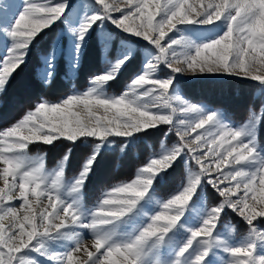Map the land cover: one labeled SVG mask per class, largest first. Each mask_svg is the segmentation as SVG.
<instances>
[{
	"label": "snow or ice",
	"instance_id": "obj_1",
	"mask_svg": "<svg viewBox=\"0 0 264 264\" xmlns=\"http://www.w3.org/2000/svg\"><path fill=\"white\" fill-rule=\"evenodd\" d=\"M91 8L81 15L72 0L0 3V92L57 21L69 26L70 43L54 40L41 57L45 83L54 78L62 55L76 72L97 29L101 42H110L106 24L146 42L142 70L122 94L105 89L134 57L129 40L85 91L55 102L41 97L0 130V264H43L40 258L50 264H221L220 255L223 264H264L261 120L231 125L219 112L183 99L178 88L185 72L226 74L264 88V0H92ZM209 28L214 35L199 40L190 35ZM164 69L169 74L161 77ZM80 106L86 115L75 111ZM161 125L167 126L165 138L174 134L176 142L171 147L161 142V152L133 179L102 193L95 208L86 207L84 191L106 145L121 138L123 153ZM56 141L68 146L51 179L43 157L30 156L28 149L34 143L55 147ZM81 144L92 148L66 182ZM182 163L186 181L167 200H157L155 185ZM208 187L220 198L211 207L205 202ZM227 210L248 226L242 241L230 242L218 228Z\"/></svg>",
	"mask_w": 264,
	"mask_h": 264
},
{
	"label": "trees",
	"instance_id": "obj_2",
	"mask_svg": "<svg viewBox=\"0 0 264 264\" xmlns=\"http://www.w3.org/2000/svg\"><path fill=\"white\" fill-rule=\"evenodd\" d=\"M60 28L61 23H55L50 29L44 31L48 35L36 47L32 48L25 63L13 72L5 90L0 93V130L21 118L26 111L38 103L41 97L49 101H57L74 89H84L91 77L103 72L109 64L108 61L116 58L117 43H112V48L104 58L101 50L102 45L94 32L76 72L69 74L67 60L62 55L57 59L54 78L45 83L40 76L44 69L41 57L50 51L52 42ZM136 59L137 61L132 59L123 69L119 79L129 77L139 71V57L137 56ZM120 81L117 84H110L107 91L119 92L122 86ZM259 88L258 84L252 82L232 79H201L190 82L183 91L191 100L204 102L213 108L221 109L229 121L241 124L251 112H257L263 104L262 97L257 95ZM160 129V131L151 130L152 135L142 136L133 148H128L122 154L118 149H106L95 166L94 175L87 183L84 191L85 202L93 204L100 199L106 189L118 182L131 180L137 168L146 162L150 151L157 147L160 139L164 137L165 130L164 128ZM258 139L264 145V110L258 128ZM55 144L56 146L53 147L43 143H34L29 146L28 152H44L45 165L52 167L60 161L62 154L67 151L68 142L61 144L56 141ZM91 148V144H81L79 148L74 149L71 166L65 172L66 178L75 176L81 165L82 155L90 151ZM181 175L182 164L175 170L168 172L165 183L162 185L163 191L169 190ZM206 191L208 200L214 202L213 192L209 188Z\"/></svg>",
	"mask_w": 264,
	"mask_h": 264
},
{
	"label": "rangeland",
	"instance_id": "obj_3",
	"mask_svg": "<svg viewBox=\"0 0 264 264\" xmlns=\"http://www.w3.org/2000/svg\"><path fill=\"white\" fill-rule=\"evenodd\" d=\"M3 2H4V0H0V3H3ZM72 3L76 6V10L79 11L81 13V15L84 12L94 11V9L91 8L92 0H72ZM114 15L118 16L119 13H114ZM55 23H61V22L57 21ZM68 27H69L68 25L61 23V28L59 29L55 40H59L60 42L65 43V44L70 43L69 35H68ZM45 30H47V29H45ZM105 31H106V33H109L112 36L111 41L108 42L107 44H104V43L101 42V40H100V38L98 36L99 29H97V32H95L98 41L102 45V49L101 50H102L104 58L106 57V54L109 52V50L112 48V43H114V42L117 43L116 44V49H117L116 56H117V53L121 50L122 41H124V40H129V41L132 42V47L135 49L133 59H135L137 61L136 57L137 56L139 57V59H138L139 63H140L139 71L135 72L133 75L131 74L129 77H124L123 79H119L120 75H121V73L123 71V69H122L120 74L117 76L116 80H114L113 82H110V84H112V83L117 84L121 80L120 83H122V86L120 87V91L119 92H108L107 89H109V86H108L107 89H105L108 95L118 96V95L122 94L123 91L126 90V85L131 81V79L135 78L136 75L140 74V72L142 70V67H143V64H144L145 55H146V52H145L146 42L140 40L139 38L128 36L127 34H125V33L121 32L120 30L116 29L110 23L106 24ZM214 34L215 33L210 28L207 31H205L204 29H200V30H194L192 33H190V35H192V37L194 39H197V40L202 39L203 36H205V35H214ZM3 55H4L3 43L0 42V58H3ZM114 61H115V59H112V60L108 61V63L110 64V63H112ZM109 64H108L107 68L109 67ZM67 65H68V62H67ZM180 66L182 67L183 65H180ZM68 69H69V66H68ZM169 71L170 70H168V69H164L161 73H159V75L161 77L167 76L169 74ZM43 72H44V69L41 71V74H40L42 80H43ZM73 73L74 72L69 70V74L70 75L73 74ZM201 79H206V80H230V79H232V80L243 81V82H252V83H255V84L259 85V82H256V81H251L250 79H240V78H237L235 76H230V75H226V74H199V73L193 74L191 72H185V73L180 75V77L178 78V88H179V94H180V96L183 99L187 100L190 103L198 104L201 107H204L206 110H213V111L219 112L225 118V121L227 123L231 124V125H233V123L231 121H229V119L227 118V116H226V114H225V112L223 110L217 109V108H213V107H211L210 105H208V104H206L204 102H195V101L191 100L188 96H186V94L184 93L183 89H185L186 85L188 86L190 82L201 80ZM124 80H126V81L124 82ZM87 87H88V84H87V86L84 89H82V90L74 89L69 94H72L73 91L83 92V91H85L87 89ZM0 93H2V92H0ZM257 95H260L262 97L263 104L261 105L260 109L257 112H254V113L257 114L258 118H260V120H261L262 112L264 110V88H262L260 86V88H259V90L257 92ZM53 102H55V101H53ZM75 111L80 112L82 115H86V113H85V111H84L82 106L76 108ZM97 111L99 112V114L104 115L102 109H97ZM250 114H252V112ZM255 114H252V118L251 119H253L255 117ZM13 124H11V125H13ZM234 126H237V125L235 124ZM7 127H9V126H7ZM7 127H5V128H7ZM160 128H164V130H165L164 132L167 131V126L161 125ZM114 139H115L116 142L112 143L110 145V148H109V146L106 145V149H118L119 150V145H120V139L121 138H114ZM176 140H177V137L174 134H169L167 136V138H165V136L163 138H161L160 141H159L158 146L150 151L149 156L146 159V162L144 164H142L141 166L145 165L148 162L150 156H153V155L158 154V153L161 152V147H160L161 142H164L166 147H171L176 142ZM138 141L134 145H129L128 148H133L138 143ZM128 148H126L125 150H127ZM119 152H120V150H119ZM29 155L32 156V157H43L44 164H45V153L44 152H34V153H29ZM59 162L60 161H58L52 167H47L45 165L46 170L52 174L51 177H50L51 179L55 178L54 174H55V171L58 170V168H59ZM141 166H139V167H141ZM170 170H172V169H169L168 172ZM192 170H195V165L194 164H193ZM135 175H136V172L134 174V177H135ZM186 176H187V170L185 169V166L182 163V175L180 177H178L177 182L174 183L169 190H167L166 192L163 191L162 185H163V183H165V180H166L165 178L158 185H155V197H156V199L160 200V201H165L168 198H170L172 195L176 194L178 192L179 186L182 184V182L186 181ZM73 177H70V178L64 177V178H65L66 182H70ZM122 182H124V181H122ZM118 183H120V182H118ZM118 183H116V184H118ZM111 188H112V186L110 188L106 189L105 191H108ZM208 188L213 192V200H214V202H210V200H208L207 191L205 192V202H206V204L209 207H211V206H214L217 203H219L220 198L218 197V194L211 187H208ZM101 198H102V195H101L100 199ZM100 199L97 202L93 203V204H87L85 202V197H84L83 202H84L86 207L95 208L97 203L100 201ZM17 204H18V202H17ZM151 207H152L153 211L158 210V208H159V206L155 202H153ZM259 227L264 229V221H262L259 224ZM218 228L221 231V234L225 238L229 239L230 242L242 241L243 239H245L247 237V233H248V226L246 225V223L242 220L241 217H239V215H237L236 213L232 212L231 210H227L226 213L222 214L221 222H220V225L218 226ZM85 243H87L89 245H91V243H92V238H91L90 234H88V233H85ZM57 250H61V249H57ZM161 258H165L166 259L167 258L166 254L162 255ZM40 259L43 261V264H50V262H48L45 258H40ZM217 259L219 261H221V264H223V261L225 260V257L223 255H220V256L217 257Z\"/></svg>",
	"mask_w": 264,
	"mask_h": 264
},
{
	"label": "crops",
	"instance_id": "obj_4",
	"mask_svg": "<svg viewBox=\"0 0 264 264\" xmlns=\"http://www.w3.org/2000/svg\"><path fill=\"white\" fill-rule=\"evenodd\" d=\"M252 114H255L254 112H252ZM252 114H250L249 118H247V120H245L243 123L241 124H236L237 126H241V125H244L245 123H247L251 118H252ZM255 117H258L257 114H255ZM233 125H235V123H233ZM259 128V126H258Z\"/></svg>",
	"mask_w": 264,
	"mask_h": 264
}]
</instances>
